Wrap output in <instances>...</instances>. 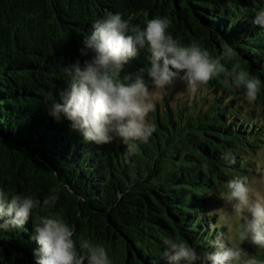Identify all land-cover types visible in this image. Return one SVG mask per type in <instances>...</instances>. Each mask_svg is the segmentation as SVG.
<instances>
[{
  "label": "trees",
  "instance_id": "16d2710c",
  "mask_svg": "<svg viewBox=\"0 0 264 264\" xmlns=\"http://www.w3.org/2000/svg\"><path fill=\"white\" fill-rule=\"evenodd\" d=\"M262 7L264 0H0V187L41 202L57 195L54 206L33 215L60 213L75 228L78 252L81 239L91 240L108 250L112 264H167L165 238L185 241L200 255L211 252V207L227 181L254 175V155L264 148L257 112L264 104V27L252 23ZM108 13L141 28L166 17L175 39L197 42L215 57L230 46L234 56L221 62L258 77L261 97L249 106L242 89L217 77L200 99L156 110V131L134 153L119 139L85 142L63 116L48 114L45 97L54 91L59 102L63 70L89 58L79 53L82 38ZM149 66L141 50L121 78L145 70L152 89ZM34 235L31 218L22 229H0V264H35ZM254 248L264 260V249Z\"/></svg>",
  "mask_w": 264,
  "mask_h": 264
},
{
  "label": "clouds",
  "instance_id": "9594fccd",
  "mask_svg": "<svg viewBox=\"0 0 264 264\" xmlns=\"http://www.w3.org/2000/svg\"><path fill=\"white\" fill-rule=\"evenodd\" d=\"M254 25L264 27V7L252 19ZM166 17H153L144 27L133 25L119 13H108L95 20L91 30L82 38L79 53L82 57L70 69H64L66 86L46 94L50 101L48 114L68 120L85 142L105 145L119 139L129 153L141 143H147L156 131L148 119L155 111L156 94L145 82L144 71L121 78L125 65L138 57L141 50L148 53L150 66L146 75L155 90L163 92L182 81L190 93L205 88L214 78L221 77L225 87L242 89V102L253 105L261 90V80L247 70L234 65L231 70L221 62L231 58L235 50L225 45L221 56L215 57L197 42L182 44L168 31ZM228 155H225V159ZM258 176H238L226 182L227 192L220 198L230 210L216 209L209 214L217 216L210 225L216 230L209 241L213 250L204 255L182 240L165 238L162 258L167 264H264L255 256L244 259V249L234 243H249L264 249V192L256 185H264V168L258 167ZM53 194L43 201L30 195L13 194L0 187V229H22L32 219L38 248L34 251L35 264H112L108 250L81 239L77 251L74 226L60 213L33 215L56 204ZM236 228L235 234L231 232ZM227 228L228 232L219 229Z\"/></svg>",
  "mask_w": 264,
  "mask_h": 264
},
{
  "label": "rangeland",
  "instance_id": "374dc122",
  "mask_svg": "<svg viewBox=\"0 0 264 264\" xmlns=\"http://www.w3.org/2000/svg\"><path fill=\"white\" fill-rule=\"evenodd\" d=\"M150 91H153L157 99L155 101V111L150 113L148 119L152 121L154 119V115L156 113V110L158 113H162L163 109L165 108L166 104L169 108H173L175 106L183 105L184 103H188L192 99H200L202 95L205 94L206 90L203 88L202 90L196 92V93H190L186 87V85L180 81L177 80L175 85L172 87H169L165 89L163 92H160L159 90L150 89ZM194 95H196L194 97ZM259 97H261V93L258 94ZM258 114H260L262 117H264V104L261 103V101L258 103ZM254 162L256 164V171L252 177L258 176L257 169L258 167L264 168V148L258 150L257 154L254 155ZM258 188H260L261 192H264V185H256ZM212 209L210 212L216 209L223 208L225 210H230V205L218 197V199L214 202V207H211ZM217 216L215 215L214 221L216 222ZM226 232L229 231V229H225ZM231 232L235 234L236 228H232ZM234 243L244 249L245 255L243 256L244 259L248 258V256H254V253H256V249L249 243L239 244L238 239H234Z\"/></svg>",
  "mask_w": 264,
  "mask_h": 264
},
{
  "label": "water",
  "instance_id": "95a60500",
  "mask_svg": "<svg viewBox=\"0 0 264 264\" xmlns=\"http://www.w3.org/2000/svg\"><path fill=\"white\" fill-rule=\"evenodd\" d=\"M2 141V140H1ZM50 171H51V168L48 167L47 165H45ZM55 179L58 183V186H61L63 188V190L66 192V194L69 196V197H74L73 193L71 192L70 188L66 186V184H64L55 174ZM60 184V185H59Z\"/></svg>",
  "mask_w": 264,
  "mask_h": 264
}]
</instances>
